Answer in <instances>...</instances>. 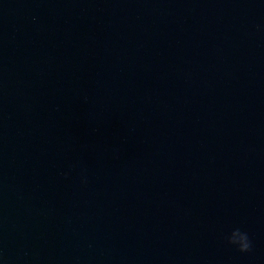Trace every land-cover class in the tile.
Wrapping results in <instances>:
<instances>
[{
	"label": "water",
	"instance_id": "water-1",
	"mask_svg": "<svg viewBox=\"0 0 264 264\" xmlns=\"http://www.w3.org/2000/svg\"><path fill=\"white\" fill-rule=\"evenodd\" d=\"M0 264H264V0H0Z\"/></svg>",
	"mask_w": 264,
	"mask_h": 264
},
{
	"label": "clouds",
	"instance_id": "clouds-1",
	"mask_svg": "<svg viewBox=\"0 0 264 264\" xmlns=\"http://www.w3.org/2000/svg\"><path fill=\"white\" fill-rule=\"evenodd\" d=\"M226 239L228 244L236 246L237 250L242 253L251 250L252 245L248 234L239 228L234 229Z\"/></svg>",
	"mask_w": 264,
	"mask_h": 264
}]
</instances>
